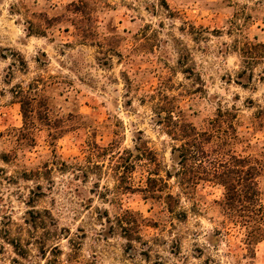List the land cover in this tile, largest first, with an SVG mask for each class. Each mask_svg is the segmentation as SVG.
I'll return each instance as SVG.
<instances>
[{"label": "rangeland", "instance_id": "1", "mask_svg": "<svg viewBox=\"0 0 264 264\" xmlns=\"http://www.w3.org/2000/svg\"><path fill=\"white\" fill-rule=\"evenodd\" d=\"M174 123L258 165L264 208V0H0V264H249Z\"/></svg>", "mask_w": 264, "mask_h": 264}, {"label": "trees", "instance_id": "2", "mask_svg": "<svg viewBox=\"0 0 264 264\" xmlns=\"http://www.w3.org/2000/svg\"><path fill=\"white\" fill-rule=\"evenodd\" d=\"M22 111L24 112L23 107ZM172 114V111L168 112L170 120H172ZM174 124L176 127L168 134L171 137L180 138L182 142L179 149L175 150L180 166L176 173L180 179L179 183L183 186L197 184L195 181L202 178H200V174H192V167L196 164L195 161L201 163L203 160L204 164L207 163V169L202 170L201 173L207 178L210 176L212 180H216L217 184L224 188L223 204L227 206V209L236 211L246 220L244 227L250 230L246 232L245 239V244L250 251L249 264H256L255 248L264 241V208L260 204V194L257 187V179L262 169L258 165L256 167L249 166L244 158L235 154H223L221 156L220 151H213L210 156V153L204 150V147L212 140L208 132H198L191 124L182 126H178L177 123ZM175 140L178 139L175 138ZM194 149L195 152H192ZM152 182H162L161 184H163L162 179L159 178ZM160 191L158 192L159 195H161ZM167 197L172 198L170 194Z\"/></svg>", "mask_w": 264, "mask_h": 264}, {"label": "crops", "instance_id": "3", "mask_svg": "<svg viewBox=\"0 0 264 264\" xmlns=\"http://www.w3.org/2000/svg\"><path fill=\"white\" fill-rule=\"evenodd\" d=\"M262 243H264V241L263 242H261V243H259L257 246H256V248H255V260H257V257H258V250H257V247L260 245V244H262ZM262 251V250H261ZM260 251V252H261Z\"/></svg>", "mask_w": 264, "mask_h": 264}]
</instances>
